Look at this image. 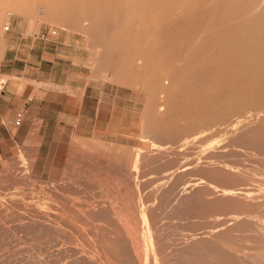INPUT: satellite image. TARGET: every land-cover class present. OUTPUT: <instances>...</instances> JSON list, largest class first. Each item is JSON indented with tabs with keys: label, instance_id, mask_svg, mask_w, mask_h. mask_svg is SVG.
<instances>
[{
	"label": "rangeland",
	"instance_id": "obj_1",
	"mask_svg": "<svg viewBox=\"0 0 264 264\" xmlns=\"http://www.w3.org/2000/svg\"><path fill=\"white\" fill-rule=\"evenodd\" d=\"M67 1L71 2L0 0L1 45L5 26L13 22L17 26L15 37L22 38L26 45L39 41L52 48L46 54L57 70L54 79L71 87L67 92L57 85L30 82L33 86L30 97L36 90L66 91L73 98L71 111L75 115L73 124L61 135L47 133L36 163L39 146L36 125L29 141L23 146L14 144L10 156H0V264H225L227 259L219 248L224 242L256 252L259 246L253 244L258 241L263 245L264 241V237L259 238L264 236V205L256 199L233 202L228 189L247 183L253 172L250 170L262 167L264 152L241 150L248 140L241 135L245 136L247 131L252 135L255 130L249 127L253 120L264 115L254 111L239 119L235 111L224 109L219 114L221 124L217 121L213 130L198 126L201 133L179 132L190 125L193 112L187 111L178 100V104L175 100L174 104L164 101L165 96L162 98L151 85L166 74L170 57L163 62L161 55L144 57L140 51L145 43H141L142 34L136 36V31L145 30L148 24L150 30L155 24L161 26L162 21H154L149 7L155 0L147 2L149 5L140 2L145 4L141 6L139 0H114L113 4L108 0L112 7L116 1L121 4L112 8L118 10L116 22L104 21L107 19L102 6V10H96L103 0H73L70 9ZM187 4H183L188 7L186 11L197 10L195 6L192 9L193 2ZM158 5L163 10L168 3ZM140 10L147 12V16ZM216 14L217 10H213L212 15ZM124 16L126 19L129 16L128 22ZM246 24L241 19L228 28L243 30ZM52 29L58 35L51 41L35 38ZM100 30L105 38L98 34ZM161 35L150 33L149 46L159 43ZM62 65L71 75L61 77ZM5 80L6 77L0 76V87ZM160 99L166 106L155 110L152 107L161 104ZM20 111L24 115V109ZM231 115L235 117L229 123ZM156 120L164 126L165 136L157 129ZM233 138L238 139L231 142ZM206 160L211 163H203ZM190 162L193 164L188 166ZM234 213L238 215L236 223L214 226L215 221ZM230 224L234 229H230ZM257 224L262 233L253 230ZM218 239H221L216 244L219 252L212 244Z\"/></svg>",
	"mask_w": 264,
	"mask_h": 264
},
{
	"label": "bare ground",
	"instance_id": "obj_2",
	"mask_svg": "<svg viewBox=\"0 0 264 264\" xmlns=\"http://www.w3.org/2000/svg\"><path fill=\"white\" fill-rule=\"evenodd\" d=\"M72 1L73 0H71V2L67 1L69 4L66 3V5L69 6V9L71 7V4L75 3ZM103 1H105V3L100 5V3ZM103 1H101L98 4V6H100V7H96V8H98L96 10H99L102 6L103 9L105 8L104 12L106 13V15L104 17L107 19L104 21H109V19H111L110 20L111 22L112 21L116 22V20H118V15L115 14V11L118 12V10L115 9V11H114V10H112V8L115 7V5L118 3V1H116V4H114V7H112V5H110V3H111L110 1H108V0H103ZM106 1L108 3H106ZM145 1L139 0V1H137V3H138V5L140 2H144L145 4H148L147 2H149L150 0H147L146 2ZM171 1L172 2H170L168 0H161V1L155 0V2L153 4L151 3V5L149 7L152 10V17H154V21L155 22L156 21L157 22L162 21V24H161V26H158L157 24H155V26H152V27H154L153 30H150L152 28L149 26V24H148V26L145 25L147 27H145V26H143V27H145L147 30L143 29L140 32L136 31L137 32L136 36L138 35V33H139V35L142 34L141 35L142 36L141 37L142 38L141 43H144V42L145 43L142 46H140V51L142 52V54L144 52V57H146V56L150 57L151 55H154V56L161 55L159 57L164 58L162 60V62L166 58L170 57L169 64H167L168 66H166V69H167L166 74L163 76L162 79L160 78V79L154 80V82L151 83V85H153L152 86L153 90H156V92H159L160 95L162 94V98L165 96L163 98L164 101H166V102L171 101L169 103L174 104L173 100L176 101L175 103H177V100H178L180 103L184 104L187 111L189 110V112L190 111L193 112V115L191 116V120H190L191 121L190 125L184 126L181 129V131H179V132L186 133V132L193 131V130H196V131L199 130V133H201V129H199V128L200 127L203 128V126H205V128H204L205 130H208L210 128L212 129V127H215V125H218L217 121H219V124H221L219 114H221L224 111V109L230 110L228 112H231V110L235 111L234 113H236L235 115H239V117H240L239 119L247 118L246 114L250 113V112L253 113L254 111L260 112L261 115L262 114L264 115V0H171ZM185 2H186V4L188 2H193L194 5H193L192 9H194V6H195L197 8V10H195L194 12L186 11V9L188 10V7L186 8L185 7L186 5L183 6V4ZM63 3H64V1H63ZM113 3H114V0H112V4ZM159 3H164V4L168 3L167 8L166 7L164 8L166 10H164V9L162 10L161 7L158 5ZM119 4H117V5H119ZM145 4L140 3L139 6L145 5ZM63 5H65V4H63ZM117 5L115 8H117ZM148 5L146 6L147 8H148ZM45 6H46V4H45ZM120 6H121V4H120ZM120 6H118V7H120ZM135 7H137V6L135 5ZM135 7H133V8H135ZM22 8L20 6L18 11L21 12ZM47 8H49L48 4H47ZM102 8H101V10H102ZM142 8H143L142 10H145V8L143 6H142ZM24 10H23V12H25ZM51 10H52V7H51ZM93 10H95V8ZM142 10H140V11H142ZM213 10H217L218 14L213 16L212 15ZM137 11L138 10H136V12ZM255 11H257V12H255ZM100 13L101 12L98 11V14H100ZM128 13H130V12H128ZM141 13H143V11ZM146 13L144 12L143 14H145L147 16ZM81 14H82V12H81ZM86 14H85V16H87V15L91 16L90 13L87 15ZM101 15H103V14H101ZM136 15L137 14H135V17H136ZM141 15H139L140 19L142 18ZM120 16H121V14H120ZM146 16H145V18H146ZM128 17L129 16H127V19H128ZM133 17H134V15H133ZM143 17H144V15H143ZM114 19H116V20H114ZM125 19H126V17H125ZM127 19H126V21H127ZM241 19L243 21H245V23H247L245 25V27L243 28V30H237L234 28L231 30L228 28L233 22L239 21ZM131 20H129V21H131ZM140 21H139V23H140ZM109 22H105V23H109ZM142 22H144V21H142ZM90 23H92V22H90ZM101 25H103V23ZM237 25L240 26L239 24H237ZM225 26L227 27V29H224V28H226ZM136 27H137V25H136ZM216 27H220V28L223 27V29H218ZM137 28L140 29L139 27H137ZM215 28L217 29L216 31H215ZM158 32L162 34L159 43H156L154 46H149L150 43L148 44L147 39H150V37H149L150 33L155 34ZM99 33L101 34V33H103V31L100 30V32L98 31V34ZM105 33L107 34V31H105ZM98 34L96 36H98ZM104 36H105V34H104ZM104 36L102 35L103 38H105ZM102 37L100 36L101 39H102ZM1 44L2 43H0V45ZM146 44H148V45H146ZM1 46H3V45H1ZM137 50H139V48ZM141 55H140V57H141ZM139 60H142V59H139ZM136 61L139 62L138 60H136ZM147 62H149V61H147ZM139 63H137L138 66L140 65ZM132 64H134V62H132ZM125 66H127V65H125ZM129 66H131V65H129ZM131 67L133 68V66H131ZM140 67H138V68L135 67V69L137 68L136 70L138 72H140V71L142 72V69H140ZM126 68H128V67H126ZM150 69H151V67H150ZM163 69L165 70L164 67H163ZM163 69H162V71H163ZM163 72H165V71H163ZM155 74H158V72ZM150 76H152V75L150 74ZM152 87L150 89H152ZM149 91H151V90H149ZM163 99H160V102L162 101L161 104L160 103L159 104L154 103V105L155 104H157V105L152 107V108L158 107L160 109L164 105L166 106V102L164 104ZM168 106H167V108H168ZM165 109H166V107H165ZM149 110H151V109H149ZM155 110H156V108H155ZM155 110H154V112H155ZM162 112H164V111H162ZM158 113L160 114L161 112H158ZM235 115L229 116L230 117L229 123L233 122L231 120V118L235 117ZM157 116L163 117V115H157ZM160 119H163V118H160ZM171 119H173V118H171ZM158 121H157V123H158ZM163 122H165V121H163ZM198 126H200V127H198ZM158 127L159 128H157V129H159V132L163 136H165L163 134L164 126L162 125V123L159 124ZM249 128H251V130L252 129L255 130V132H253V134L251 135L252 132L247 131L248 134H245V136L241 135L242 138L245 137V139H248L246 141V143L241 146V148H242L241 150H243V151L248 150L249 152L251 150V151H254V153H256V154H258L261 151L264 152V117L257 118L255 120H253L252 126ZM204 129H203V131H204ZM256 129H258V130H256ZM166 131H168V130H166ZM244 131H243V133H244ZM257 131H258V133H257ZM254 133L256 134V136H254ZM170 134H171V132H170ZM158 138H159V135H158ZM237 139L238 138H233L230 141L233 142V141H236ZM156 140H158V139H156ZM247 153H245V154H247ZM230 154H232V153H230ZM235 154L236 153L234 152V155ZM225 155H226V153H225ZM211 157H212V155H211ZM238 157H239V155H238ZM204 158L207 159L209 157H204ZM232 158H233V156H232ZM232 158H229V159H232ZM227 159H228V157H227ZM259 159H262V158H260V156H259ZM233 160H235V159H233ZM206 161H204L203 163H207V164L211 163L209 161H207V162ZM256 161L258 162L259 160L256 159ZM256 161H254V162H256ZM231 162H232V160H231ZM242 162H243V160H242ZM260 163L262 164V167H260V169L255 170V168H254L253 170H250V172L253 171L252 172L253 174L251 173V176H250L251 178L248 179L247 183L241 184V186L237 189H228L229 191H231L229 193H230V197L233 199V202L236 201L235 199H251V200L253 199V201H255V199H256L260 202L261 205H264V203H263L264 202V159H262V161ZM136 164L137 163H134V165H136ZM191 164H193V162H190L187 165L190 166ZM257 164H259V162ZM224 165H226V164H224ZM250 165H252V164H250ZM231 167H232V165H231ZM238 169H241V168H237V170ZM242 169H244V168H242ZM249 169H250V166H249L248 170ZM235 173L237 174V172H235ZM240 173H241V170H240ZM244 174L245 173H243V175ZM247 175H248V173H247ZM244 176H246V175H244ZM227 180H228V178H227ZM223 182H224V180H223ZM180 185H179V187H180ZM229 186H231V185H229ZM182 188H183V186H182ZM261 199L263 200V202H261ZM242 204H241V206H242ZM15 211H17V210H15ZM236 213L228 215L226 218L221 219L220 222L215 221L213 223L214 226H217V228H218V226H226L230 222L236 223L237 222L236 218L238 216ZM260 221H261V218H260ZM145 223H146V220H145ZM258 224H257V227L254 226V229H253V230H256L257 234L260 230H262V228L260 230L258 229L259 231L257 230V228L260 227V225H258ZM262 225H263V223H262ZM231 226H229L230 229L231 230L234 229V226L233 225H231ZM255 227H256V229H255ZM212 230H210V231H212ZM263 231H264V227H263ZM249 232L250 231H248V233ZM263 234H264V232H263ZM249 236H251V235H249ZM259 236H258L259 238L264 237L261 235H259ZM192 237H194V236H192ZM249 240L251 241L252 239L249 238ZM218 241L220 242L221 239H218L216 242L212 241V244L214 245V247L218 248V246H216ZM261 241H262V239H261ZM251 242L253 243V241H251ZM68 243H70V242H68ZM255 243H258V241H256ZM255 243L253 244V246H256V247L259 246L258 249L256 248L258 251L254 248L256 252H254V250L252 251V249L248 250L249 247L246 248V246L244 247V249H242L241 246L239 247V245L224 242V243H221L219 246V248L221 247L220 254L225 258V260L227 259V262H226L227 264H263L264 263L263 262L264 261V257H263L264 256V241H263V245L261 243H258L255 245ZM218 245H219V243H218ZM119 247H121V246H119ZM219 248L217 249L218 252H219ZM120 250H121V248H120ZM217 250H216V252H217ZM248 251L249 252L252 251V252L249 253ZM137 261H139V260H137ZM138 264H140V263H138ZM171 264H173V263H171Z\"/></svg>",
	"mask_w": 264,
	"mask_h": 264
},
{
	"label": "crops",
	"instance_id": "obj_3",
	"mask_svg": "<svg viewBox=\"0 0 264 264\" xmlns=\"http://www.w3.org/2000/svg\"><path fill=\"white\" fill-rule=\"evenodd\" d=\"M9 23L6 34L2 36L3 47L0 48V76L6 77L0 87V156H10L14 144L23 146L29 141L30 135L35 131L32 127L36 125L38 128L35 138L39 140L36 163L41 156L40 151L47 133L61 135L68 125L73 124V98L67 94L71 87L67 82L54 79L55 64L47 57L49 54H46L52 48L39 41L31 46L26 45L22 38L15 37L17 26L13 22ZM46 62L49 64L46 65ZM60 72L64 78L71 75V71L65 69L64 65ZM30 82L57 85L67 92L46 93L36 90L34 96L30 97L33 93ZM84 91L86 93V87ZM21 109H24L21 124L15 126V115Z\"/></svg>",
	"mask_w": 264,
	"mask_h": 264
},
{
	"label": "built area",
	"instance_id": "obj_4",
	"mask_svg": "<svg viewBox=\"0 0 264 264\" xmlns=\"http://www.w3.org/2000/svg\"><path fill=\"white\" fill-rule=\"evenodd\" d=\"M9 26H5V30H8ZM58 35V31L55 29L49 30L47 32H43L40 34L35 35V38L38 40L44 41V42H49L52 39H54ZM23 118V111H20L17 113L16 118L14 120V125L19 126L21 124Z\"/></svg>",
	"mask_w": 264,
	"mask_h": 264
}]
</instances>
